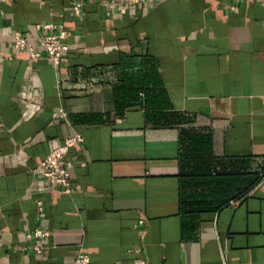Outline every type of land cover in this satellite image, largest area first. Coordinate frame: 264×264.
<instances>
[{
	"label": "crops",
	"instance_id": "1",
	"mask_svg": "<svg viewBox=\"0 0 264 264\" xmlns=\"http://www.w3.org/2000/svg\"><path fill=\"white\" fill-rule=\"evenodd\" d=\"M119 4L0 0V264H264V0ZM45 23L59 64L14 47Z\"/></svg>",
	"mask_w": 264,
	"mask_h": 264
},
{
	"label": "built area",
	"instance_id": "2",
	"mask_svg": "<svg viewBox=\"0 0 264 264\" xmlns=\"http://www.w3.org/2000/svg\"><path fill=\"white\" fill-rule=\"evenodd\" d=\"M118 8L121 14H126L130 5L133 4V0H119ZM155 0H140L142 3H152ZM234 8V6H229ZM75 15L78 18H82L81 8L75 6ZM41 32L40 45L44 48L43 51H37L34 48V43L31 39L21 30H17L14 37V47L20 52H28L31 59L36 60L40 58H46L54 64H59L62 56L69 50V45L65 41L68 36V31L64 24L45 23L39 24L36 27ZM54 30V32H52ZM83 137L80 134L69 137L65 142L51 151L49 155L34 169L35 172L42 175L52 185H59L65 188L66 191H70V168L71 163L66 160V155L70 148L77 142L82 141ZM39 208H42V204H39ZM49 235V231L36 229V244L34 249L41 255H46V246L43 239ZM31 237L29 233L27 235ZM74 264H90L89 255L84 252H79L75 258ZM142 264V263H131Z\"/></svg>",
	"mask_w": 264,
	"mask_h": 264
}]
</instances>
